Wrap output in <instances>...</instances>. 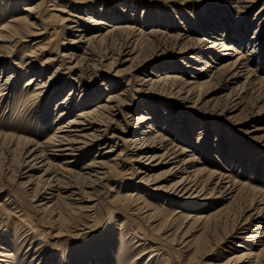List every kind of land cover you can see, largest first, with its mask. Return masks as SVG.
Returning a JSON list of instances; mask_svg holds the SVG:
<instances>
[{"label":"rangeland","instance_id":"obj_1","mask_svg":"<svg viewBox=\"0 0 264 264\" xmlns=\"http://www.w3.org/2000/svg\"><path fill=\"white\" fill-rule=\"evenodd\" d=\"M20 1L21 3H19L17 9L15 8L13 13L5 20L22 13V8L27 4L24 1L23 3L22 0ZM224 1L75 0L71 2L70 0H54L51 7L47 8L44 16L46 18L49 15L59 16L58 20L60 21V16L67 17L66 14L71 12L80 13L86 21L80 20L81 24L77 25L76 29L81 26L87 27L89 29L88 36L90 37L94 34H103L110 29L104 25H91L100 21L102 24L111 26L120 25L121 27L133 28L131 30L134 33H131L128 29H123L124 31L120 32V35L116 36L111 43L96 47V55L92 58L94 59L92 61L97 65V68L93 71L97 76H92V68L85 69V81L80 83L78 79H75V81L68 80L67 72L63 74L64 70H62L59 73L61 76H59L64 80L59 84L55 95H60L57 100L63 101L70 96L69 90L73 88L69 98L74 101V104L78 105L81 100L84 101V99L80 100V91L85 88L103 94L97 102L104 101L109 93L118 96L123 94L121 97L127 98V101L126 99L125 101L128 111L131 112L130 115L134 116L133 118L136 119L140 114H145L144 116L150 117L155 122L156 128L151 129L150 134L153 131H158L157 134L160 135L158 137L160 140L157 138L153 141L156 135H151L149 137L150 143L153 142L151 146L161 149L165 147V149L171 151L170 153L175 150L174 157L178 156L179 158L169 160L170 156L164 162L170 161V163L177 164L161 166L148 174L158 178L156 184L151 185L150 182L148 185H143L138 183L141 177L135 178L134 176V179H131L128 177L129 175L120 178L119 181L115 182V184L118 183L116 185L113 180H111L113 181L111 183L114 185L109 183L112 191L107 196L112 198L115 195L131 194L132 197H139L147 206V210L154 209L150 211L154 213V216L156 213V216H153L151 223L145 222L146 226L150 227L149 229H152V227L157 229L159 222L156 220L159 219L160 215L172 218L177 211H180L185 216H210L218 209L223 210L220 216L227 218L225 225L220 227L215 234L208 236L207 246L196 256H192L193 249L200 245V241L205 236L198 223L192 224L188 229L187 223L181 225L182 221H178L179 224L174 225L172 230L159 231V234L161 233L169 239L176 237L179 240L181 237L182 243H175L174 246L180 264H185L187 261H191L193 264H226V261L238 251L236 247L238 240L233 238L234 234L229 238L224 236L230 233L234 222L240 223L235 228L236 234L240 235L241 231L236 229H239L242 222L250 215L251 218L241 233H249L257 227L260 230L253 234L264 232V222L260 220L264 219V9L261 10L264 7V0H258V3L252 9L245 11L246 13L242 15L244 22H242L240 29L235 28L239 20L233 7L235 0H231L230 3L232 4L230 5H227ZM225 7H229V9L226 10ZM56 9L65 12L58 13ZM210 26L227 27V38L223 37V39H227V44L232 43L239 47V44H237L238 38L240 36L244 38L240 51L248 58V61H246L248 62V71H243L242 74L237 76L229 71V67L226 65L227 62H232L238 56L230 58L224 53H212L209 50H205L208 52L206 55L203 54V51L196 54L195 49L198 48L196 40L211 38L209 40L217 39L219 43L222 39L220 32L217 31L219 33L218 37L212 35L213 31H208ZM153 29L166 32L169 36L181 35L183 38L177 40L162 36L155 39L149 37L150 39L147 40V33ZM237 34H239L238 37ZM185 37L193 38V43H187ZM71 38L72 35L65 31L61 34L59 40L66 41V39ZM36 39V37L27 38V44L30 45ZM252 50L253 52H251ZM26 51H28V48H15L14 52L16 54L13 59L18 60ZM229 53L230 55L236 54L234 52ZM76 55L83 56V50ZM47 56H44L39 63ZM84 56L90 58L87 54ZM195 56H200L204 64L195 63ZM80 65L82 68L85 67L84 62ZM206 65H211V68L206 69ZM56 67V64H49L48 67H44L41 80L47 81ZM247 68H244V70ZM36 70L40 73V69ZM170 71L172 72L169 74V76L171 75V83L168 82L164 86L150 85L152 81H156L154 79L155 75L169 73ZM31 75L30 72L28 78ZM76 75L78 74L76 73ZM193 76L196 79L191 78ZM146 77L152 80L148 82L137 81L143 78L145 81L147 80ZM173 78H176V80ZM26 79L20 82V88L24 86ZM52 79L55 80V78ZM128 79H131L129 83H135V89L131 90V87L128 89L127 85L129 83L126 84ZM188 82L195 83L189 88ZM74 92H76L75 96L72 95ZM13 97L14 95L4 104H0V133H11L17 137L34 141L39 140L40 143L46 140L54 132L53 129L56 126L54 121L57 119L58 110H54L55 104L51 105L49 124L40 130V123L37 124L33 118H28L25 115L20 116V114L16 115L13 112L8 113L7 108L13 104ZM87 104L88 101L85 102V107L88 106ZM80 109L82 108H77L74 112L76 113ZM75 113H73V116ZM131 121L133 122V120ZM144 127L145 125H133L124 129L123 136L128 138L135 134L144 133V129H142ZM139 131L141 132L139 133ZM116 139L119 144L113 154H110V157L106 160L117 158L122 148H124V145L120 142L121 139L119 137ZM182 148L188 150V152L179 156ZM127 150L119 159L122 160L128 153L129 157L134 158L129 151L132 150V147ZM163 153L164 151H161L157 153V156ZM84 154L74 157L75 159L69 158V160L76 161L72 167L75 173L80 172V168L102 157L99 156L96 149L88 150ZM194 156L197 157V163H194L193 166L195 169H200V181L204 184L207 192L215 190L213 196L206 202L200 201V198L194 196L198 192L194 195L187 193L185 196L170 192L172 185L184 175L180 171L187 167H181L180 163L190 160ZM21 159L22 155L18 151L9 153L0 149V203H3L7 197L15 196L23 209V221L28 226V228H22L25 231L30 230L27 233L29 235L25 244L18 243L17 245V242L14 244V242L7 240H12L10 235L18 227L17 220L11 218L8 222L5 221L4 225L0 223V235H2L0 236V246L9 245L5 248L6 251L9 249L17 251V257L11 260L10 263L39 264L41 259L43 260L42 264H52L50 260L53 256L54 258L51 260L53 264H72L73 262L80 264L79 260H82L80 259L82 257L77 256V253L92 249L90 246L96 242L98 245L96 249L102 248L104 245L103 240L108 238L106 236L110 238L104 243L111 246L109 248L112 250V254H120L126 243L132 246L131 242L129 243L118 230V223L122 220L120 217L119 222L114 218L111 221L107 220L108 223H112V226L110 234L105 237L102 232L103 229L107 228L104 219L92 224L94 226L91 230L93 235L89 237L80 236V233H84L81 231L82 227L77 228V231H75L76 228L72 229V227L74 228L83 221L82 216L74 215L72 208L67 206L66 203H72L67 201L65 197L72 194L73 190H63L62 192L58 188L47 190L46 193L49 195L42 194V198H48L43 203L54 204L52 208L56 212L40 211L39 216H33L32 212L36 209L35 200L37 198H35L33 206L30 202L32 190L36 186L37 177L43 173L44 168L30 173L27 164L21 166ZM178 160L181 161L178 163ZM178 165L179 167L175 168L180 170L177 171L174 168V170L168 171ZM123 170L126 171L124 166ZM226 175H229L231 180L237 184L235 186H231V183L227 184L226 179H224ZM31 178L34 180L33 184L30 182ZM111 179H114V177ZM77 184H80V182ZM216 184H218L217 187ZM157 186L165 192L153 191ZM134 187L136 190L133 191ZM78 188L79 186H77ZM25 189H27V194ZM96 189L94 194L96 198L94 197L93 200L98 198L101 200L105 197L103 194L104 189ZM43 192L42 189L41 193ZM101 195L103 196L101 197ZM146 204H151V208H148ZM66 209H70L72 214ZM130 209L133 208L130 207ZM59 210L67 219L65 223H61L60 218L58 219ZM181 213L179 215L175 214L174 218L180 216ZM220 216L215 217L212 221H217ZM55 224L56 226H54ZM177 225H181V228ZM58 226L63 227L58 231L56 230ZM22 228H19L20 231ZM2 230H5L9 238L3 234ZM50 234H57L58 237L55 236L51 239ZM112 238L114 241H110ZM67 246L70 248L65 251L66 257L63 258L58 255L59 252L56 251H63L62 249ZM254 247L252 243H247L245 252H250ZM35 251H38L36 256H34ZM160 261L161 258L157 257V263H160ZM151 263L155 264L154 260L149 264Z\"/></svg>","mask_w":264,"mask_h":264},{"label":"bare ground","instance_id":"obj_2","mask_svg":"<svg viewBox=\"0 0 264 264\" xmlns=\"http://www.w3.org/2000/svg\"><path fill=\"white\" fill-rule=\"evenodd\" d=\"M23 1L26 2L27 5L22 8V13L17 16H12L9 20H5L6 17L13 13L15 8L17 9L21 1L0 0V104H4L14 95L13 104L7 108L8 113L13 112L16 115L20 114V116L25 115L28 118H33L37 124L40 123V130L42 128L44 129V127L49 124L51 105L55 104L54 110H58L57 119L54 121L56 123V126H54L53 129L54 132L41 143L39 140L34 141L24 137H17L11 133H0V149L9 153L15 151L21 153V166L27 164L26 166L30 173L44 168L43 173L37 177L35 183L36 186L32 190V199L30 202L33 206L34 200L37 198L35 200L36 209L32 212L33 216H39L40 211H49L50 213L56 212V210L52 208L54 204L50 205L43 203L48 198H42V194L49 195L46 193L47 190L58 188L61 192L63 190H73L72 194L66 196L65 199L72 202L71 204L68 202L66 203L67 206L72 208L74 215H80L83 218V221L79 225L74 226V228L72 227V229L76 228L75 231H77V228L82 227L81 231L84 233H80V236H92L93 231L91 230L94 228L92 224L104 219V224L107 228L103 229L102 232L105 237L110 234L112 226V223H108V221H111L114 218L119 222V217L122 218L118 223V230L129 243L131 242L132 246L126 243L121 249L122 251H120V254H112V250L110 249L111 246L108 243H104L110 238L109 236H106L108 238L103 240L102 243L104 245L102 248L99 247L100 249H96L98 246L96 242L90 246L92 249L86 250L83 253H77V256L79 255L82 257H78L82 259L79 260L80 264H115V262H117V264H149L153 260L155 264H180L179 258L175 254L174 246L175 243H180L182 241L181 237L179 240L176 239V237L169 239L164 237V235H161V233L159 234L160 230H166V232L172 230L174 225L179 224L177 223L178 221H182L181 225L187 223L188 229L195 223H198V225L201 226L202 233L205 236L200 241V245L193 249L192 256L200 254L201 250L204 249L209 242L208 236L213 235V233L215 234V232L226 223L227 218L220 216L223 211L222 209H218L210 216H185L180 211L175 213L177 215L181 213V215L176 218H174L176 216L175 214L172 218H166L165 216L160 215L159 219L156 220L159 222L158 227L156 226L157 229H153V227L152 229H149L150 227L146 226L145 222L147 221L151 223L150 221L153 218L154 213L150 210L153 211L154 209L147 210V206L144 205L139 197H132L131 194L121 196L115 195L112 198L107 196L109 192L112 191L110 184L113 183L111 182L114 181L115 184V182L119 181L120 178H123L126 175H129L128 177L131 179H134V176L135 178L141 177L138 183H142L143 185H148L150 182L152 183L151 185H154L158 181V178L155 176H149L148 174L150 172L161 166L177 164L170 163V161L164 162L170 156L171 158L169 160H177L179 158L178 156L174 157L176 154L175 150L170 153L171 151L165 149V147L161 149L151 146L153 142L150 143L151 141L149 140V137L151 135H156L154 136V141L160 136L157 134L158 131H153L154 134H150L151 129L156 128L154 125L155 122H153L150 117L144 116L145 114H140L136 119L133 118L134 116L130 115L131 112L128 111L126 103L127 98L121 97L123 94L118 96L109 93L104 101L97 102L103 94H98L96 90L89 91V89L87 90L84 87L85 89L80 91V100L84 99V101L81 100L78 105L74 104V101L69 98L73 88L69 90L70 96L63 101H58L57 98L60 95H55L59 84L64 80L60 78L61 74H59L62 70H64L63 74L67 72L68 80L75 81V79H78L80 83L85 81V69L92 68V76H97L95 72H93L95 71V68H97V65L92 61L94 60L92 58L96 55V47L105 43H111L116 36L118 37V35H120V32L124 31L123 29H128V31L134 33V31L131 30L133 28L121 27L120 25L111 26L109 24H102L100 21L91 25H104L110 29L103 34H94L90 37L88 36L89 29L87 27L81 26L76 29V26L81 24L80 20L86 21L80 13L71 12L66 14L67 17L60 16V21L58 20L59 16L56 17L49 15L48 20V18L44 17L45 12H47L48 7H51V3H53L54 0H22V2ZM70 1L74 2L75 0ZM224 2H226L227 5L232 4L230 3L231 0H225ZM257 3L258 0L234 1V11L236 16L238 15L239 17L237 26L235 27L236 29L241 28V24L244 22L242 15L246 13L245 11L252 9ZM225 8L226 10L229 9V7ZM263 9L264 7L261 8V10ZM51 10L53 11V9ZM56 10L58 13L65 12L60 11L59 9ZM226 30L227 27L217 28L215 26H210L208 29V31H213L212 35H217L218 37V32H220V37L222 39L223 37L227 38ZM65 31H67L68 34L70 33L72 38L68 40L66 39V41L59 40L61 34ZM147 36V40L150 39L149 37L155 39L161 38L162 36L177 40L183 38L181 35L169 36L166 32L156 29L148 32ZM238 36L239 34H237V37ZM30 37H36L37 39L29 45L27 44V38ZM184 39H186L185 41L187 43L194 41L193 38L189 37H185ZM209 39L202 38L201 40H196V46L198 47L195 49L196 54L203 51V54L205 53L206 55L208 52L205 50H209L212 53H224L226 56H230V58H236V56H238L236 59L232 60V62H227L226 65L229 67V71L233 72V75L235 76L242 74L243 71H248V62H246L248 61V58H246L247 56L245 57L240 51L244 42L242 36L238 38L237 44H239V47H236L237 45H233L232 43L227 44V39H220L219 43V40L217 39ZM18 47L24 49L28 48V51L15 61L13 57L17 51H14L15 48ZM81 50H83V56H77L76 54ZM229 52H234L236 54L230 55ZM251 52H253V50ZM85 54L90 58H86L84 56ZM44 56H47L46 59L39 63ZM201 59L200 56H195L194 62L204 64ZM73 62L75 63L73 64ZM82 62L85 63L84 68L80 65ZM49 64H56L57 67L48 77L47 81L41 80V78H43L44 67H48ZM208 68H211V65H206V69ZM244 68L247 69L244 70ZM36 69H40V73H38ZM30 72L32 75L28 78ZM76 73L78 75H76ZM171 73L172 72L170 71L169 73H159L155 75L154 79L156 81H152L150 85L164 86L168 82L171 83V75L169 76ZM52 78H55V80ZM191 78L196 79L195 76ZM23 79H26V81L24 82V86L20 88L19 84ZM173 79L176 80V78ZM151 80L152 79L147 78V80L144 81L143 78L138 79L137 81L148 82ZM130 81L131 79H128L126 84ZM194 83L195 82H188L187 85L190 88ZM127 87L128 89L131 87V90H133L135 89V83H129ZM75 94L76 92L72 93L73 96H75ZM86 99L88 101V106L86 105L87 107H85V102L87 103ZM92 104L94 105L92 106ZM77 108L82 109L75 113L74 110ZM73 113H75L74 116ZM130 119L133 120V122ZM132 124L135 126L145 125V127L142 128L144 129V133L142 132L139 135L135 134L132 137L124 138V129L132 127ZM20 130L21 129L19 128V131ZM30 132L32 131L30 130ZM140 132L141 131H139V133ZM118 137L121 139L120 142L124 145V148H122V151H120L117 158L106 160L110 157V154H113L115 148H117L119 142H117L116 138ZM171 144L173 145V143ZM129 147H132V150L129 151L131 152L130 155L134 156V158L129 157L128 153L127 156L124 155L125 157L122 160L119 159L121 155L123 156L124 151H128L127 149ZM174 147L176 146L174 145ZM91 149H96V151L99 152V156L102 157L97 161L80 168V172L75 173L72 167L76 161L69 160V158L75 159L74 157L80 156ZM180 150L181 152L179 153V156L188 152V150L184 148ZM161 151H164V153L157 156V153H160ZM196 159L197 157L194 156L192 159L180 163L181 167H187H184L183 170L180 171L181 174L184 175L172 185L170 192L172 191V194H182V196H185L187 193L194 195V193L196 194L198 192L197 195L194 196L200 198V201L206 202L210 200L215 190L213 189L212 191L207 192L204 184L200 181V169H195L193 166L194 163H197ZM61 161L62 163H60ZM180 161L181 160H178V163ZM123 166L126 168V171L123 170ZM136 166L138 167L135 168ZM175 167H179V165L170 168L168 171L174 170ZM176 170L178 171L180 169ZM113 177L114 179H111ZM224 179H226L227 184L231 183V186L237 184L235 181L231 180L229 175H226ZM30 182L33 184L34 180L31 178ZM79 182L80 184H77ZM77 186H79L78 189ZM217 186L218 184H216V187ZM240 187L242 188L243 186ZM96 188L104 189L103 194L105 197L101 200L100 198L93 200L95 197L94 194L97 190ZM42 189L44 190L43 193H41ZM25 190V193L27 194V189ZM132 190L134 191L136 188L134 187ZM153 191L165 192L159 186L154 188ZM102 196L103 195H101V197ZM146 205H148V208H151V204ZM130 207L133 209H130ZM66 210L72 214L70 209ZM22 214L23 209L20 207L19 201L15 196L7 197L3 203H0V223L4 225L5 221L8 222L11 218L17 220L18 227L14 229L12 235H10L12 240L7 239L9 242H14V244L17 242V245L18 243H22L21 245L25 244L26 238L29 235L27 233L30 231H25V229L22 228H28L25 221H23ZM217 216H220V218L213 222L212 220ZM59 218L61 223L67 221L60 210L58 212V219ZM250 218L251 215L246 217L242 222L241 227L236 230L243 232L242 230ZM257 219L259 220V218ZM260 220H263L264 222V219ZM181 225L177 226L181 228ZM238 225H240V223L237 224V222H234L230 233L224 236L225 238H229L234 234L233 238L238 240L236 244L238 251L226 261V264H264V232L257 233L260 235L253 234L258 232L257 230H260V228L257 227L249 233L240 232V235H237L235 228ZM54 226H56V224ZM61 227L63 226H58L56 230H61ZM19 228H22L21 231ZM87 230L88 232L86 233ZM2 231L4 232L3 234L8 237L5 230ZM55 236L58 237L57 234L49 235L51 239L55 238ZM110 241H114L113 238ZM247 243H252L257 249H254V247L250 252H245V245H247ZM7 246H0V263L13 264L10 263V261L17 257V251L14 249L6 251L5 248H7ZM69 248L70 247L67 246L62 249L63 251L57 250L56 252H59L58 255L65 258V251ZM37 252L38 251H35L34 256H36ZM134 254L135 256L133 257ZM157 257L161 258L160 263H157ZM53 258L54 257L52 256L51 260H53ZM51 260L50 263L53 264ZM40 261L41 263L39 264H42L43 260L40 259L39 262ZM72 264L76 263L73 262ZM185 264L193 263L187 261Z\"/></svg>","mask_w":264,"mask_h":264}]
</instances>
